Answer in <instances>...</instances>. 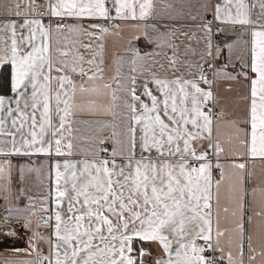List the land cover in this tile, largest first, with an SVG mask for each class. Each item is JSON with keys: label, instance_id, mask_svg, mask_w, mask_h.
<instances>
[{"label": "snow or ice", "instance_id": "6c2138e0", "mask_svg": "<svg viewBox=\"0 0 264 264\" xmlns=\"http://www.w3.org/2000/svg\"><path fill=\"white\" fill-rule=\"evenodd\" d=\"M0 201V264H264V0H0Z\"/></svg>", "mask_w": 264, "mask_h": 264}, {"label": "crops", "instance_id": "0c3cea01", "mask_svg": "<svg viewBox=\"0 0 264 264\" xmlns=\"http://www.w3.org/2000/svg\"><path fill=\"white\" fill-rule=\"evenodd\" d=\"M0 203L3 202L0 201ZM16 230V237H5L3 235H0V260H3L5 258H13L14 253L11 251V249L13 248L23 249L27 247V231L19 227H16Z\"/></svg>", "mask_w": 264, "mask_h": 264}, {"label": "built area", "instance_id": "2783aa9c", "mask_svg": "<svg viewBox=\"0 0 264 264\" xmlns=\"http://www.w3.org/2000/svg\"><path fill=\"white\" fill-rule=\"evenodd\" d=\"M39 2H40V3H43L44 0H39ZM32 11H33V12H36L37 9H36L35 7H33V8H32ZM7 227H16V225L10 223L9 225H7Z\"/></svg>", "mask_w": 264, "mask_h": 264}]
</instances>
